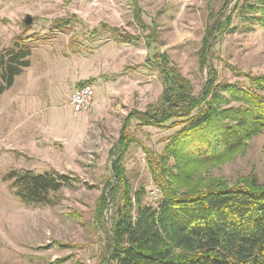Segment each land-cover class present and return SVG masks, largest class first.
Returning a JSON list of instances; mask_svg holds the SVG:
<instances>
[{
    "label": "rangeland",
    "instance_id": "obj_1",
    "mask_svg": "<svg viewBox=\"0 0 264 264\" xmlns=\"http://www.w3.org/2000/svg\"><path fill=\"white\" fill-rule=\"evenodd\" d=\"M20 46L30 67L0 113V264H104L117 175L153 207L158 182L178 193L264 187V133L212 161H177L166 146L187 111L164 125L137 119L174 107L162 101L170 78L172 94L178 84L191 100L206 86L256 92L264 0H0V58ZM86 84L92 107L75 115L71 94ZM226 98L223 109L240 105ZM23 171L65 175L71 186L51 205L26 206L5 180Z\"/></svg>",
    "mask_w": 264,
    "mask_h": 264
},
{
    "label": "trees",
    "instance_id": "obj_2",
    "mask_svg": "<svg viewBox=\"0 0 264 264\" xmlns=\"http://www.w3.org/2000/svg\"><path fill=\"white\" fill-rule=\"evenodd\" d=\"M30 56V49L20 46L0 58V96L30 67ZM167 82L163 105L174 107L160 119L152 113L137 119L164 125L187 111L185 120H179L182 128L166 146L171 159L212 161L240 151L264 133V97L257 95L264 81L256 92L234 85L206 86L199 100H191L178 84L172 94L175 80ZM226 97L240 105L223 109ZM117 177V186L107 195L113 215L106 229L104 264H264V187L252 183L178 193L158 182L161 196L153 207L143 204L141 195L134 197L125 179ZM5 180L26 206L51 205L56 194L71 186L67 176L53 172H11ZM106 202L105 197V209Z\"/></svg>",
    "mask_w": 264,
    "mask_h": 264
},
{
    "label": "built area",
    "instance_id": "obj_3",
    "mask_svg": "<svg viewBox=\"0 0 264 264\" xmlns=\"http://www.w3.org/2000/svg\"><path fill=\"white\" fill-rule=\"evenodd\" d=\"M94 99L93 88L86 84L75 89L70 97L71 112L75 115L90 111Z\"/></svg>",
    "mask_w": 264,
    "mask_h": 264
},
{
    "label": "crops",
    "instance_id": "obj_4",
    "mask_svg": "<svg viewBox=\"0 0 264 264\" xmlns=\"http://www.w3.org/2000/svg\"><path fill=\"white\" fill-rule=\"evenodd\" d=\"M25 70H26V69H25ZM25 70H24V71H25ZM21 75H23V73H22ZM21 75L15 78L14 83H13V86H12L10 89L14 88V85H15V81H16V79H19V78L21 77ZM10 89H9V90H10ZM3 96H4V93L0 96V113H2V111H4V109L2 108V100H3Z\"/></svg>",
    "mask_w": 264,
    "mask_h": 264
},
{
    "label": "water",
    "instance_id": "obj_5",
    "mask_svg": "<svg viewBox=\"0 0 264 264\" xmlns=\"http://www.w3.org/2000/svg\"><path fill=\"white\" fill-rule=\"evenodd\" d=\"M24 24L26 26H30L32 24V18L30 16H26L24 19Z\"/></svg>",
    "mask_w": 264,
    "mask_h": 264
}]
</instances>
